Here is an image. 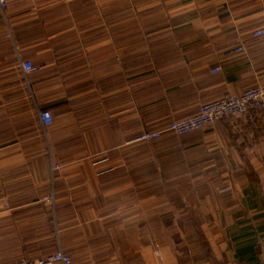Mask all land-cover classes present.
<instances>
[{"label": "crops", "instance_id": "obj_1", "mask_svg": "<svg viewBox=\"0 0 264 264\" xmlns=\"http://www.w3.org/2000/svg\"><path fill=\"white\" fill-rule=\"evenodd\" d=\"M16 11L17 40L73 30L74 46L15 54L16 71L23 60L36 69L4 130L0 109V264L56 249L71 264H264V126L244 141L218 124L124 143L264 83V37L252 35L264 0H25ZM239 43L247 56L210 75ZM53 74L70 77L48 103ZM52 188L53 233L40 205Z\"/></svg>", "mask_w": 264, "mask_h": 264}, {"label": "built area", "instance_id": "obj_2", "mask_svg": "<svg viewBox=\"0 0 264 264\" xmlns=\"http://www.w3.org/2000/svg\"><path fill=\"white\" fill-rule=\"evenodd\" d=\"M8 0H0V9L6 5ZM254 37H264V27H259L252 32ZM246 57L247 51L244 44L239 43L236 47L222 54L220 64L209 70L210 75L222 73V65L229 60L239 57ZM21 70L25 73L35 71L36 67L29 61H22ZM113 67H118V61H102L94 66L92 74L107 72ZM37 118L42 127L51 124V117L47 110H40ZM220 125L223 130L237 136L240 140L246 139V132H255L264 126V83L259 81L237 95L222 96L210 101L202 102L195 113L190 116L171 120L160 129L153 131L140 130L125 141L149 143L163 134H170L174 137H183L193 132H199L207 127ZM186 148H179V154L183 155ZM103 157L97 162H104ZM94 162L93 164H96ZM59 168V164L51 162L49 172L53 174ZM45 203H52V189L47 192ZM1 206L4 208L5 204ZM156 255L159 256L158 252ZM14 264H71L69 255L56 249L45 256L21 257Z\"/></svg>", "mask_w": 264, "mask_h": 264}, {"label": "rangeland", "instance_id": "obj_3", "mask_svg": "<svg viewBox=\"0 0 264 264\" xmlns=\"http://www.w3.org/2000/svg\"><path fill=\"white\" fill-rule=\"evenodd\" d=\"M17 2H25V0H8L6 5L0 9V22H1V41H0V109H1V115H2V127L3 130L7 125L9 126L10 120L9 117V109L13 106V104L18 103L19 105L26 104L24 101L29 98L28 95V88L27 84L29 83V80L33 77L32 75H27L30 73H25L19 71H16V56L15 54L21 52V54L25 55L26 52H33L37 50L42 49H49L51 51L60 52L64 51L65 49H73V42L70 39L64 40V36L67 34L69 36H73L74 31L71 30L67 32L65 35H62L55 39L54 42L49 41L48 43H41V40L43 39L42 36V30L38 31V34L34 35L35 42H29L25 39H16L19 36H15L16 34L12 32V28H10L9 19L10 16L19 13V11L16 12H9L11 9V6L13 3ZM23 38H26V36L23 34ZM22 39V40H21ZM27 61V60H23ZM22 62V61H21ZM20 62V64H21ZM32 73V72H31ZM38 77V76H37ZM50 79L49 81L45 82V84H50L51 87H54L56 84V87L53 89H50L48 91H45L43 93L44 96H40V98H43V101H46L50 103L52 100L51 98H54L56 94H59V92L64 90L63 83L69 80L70 76L64 75H58L53 74L48 76ZM65 78V79H64ZM67 86V85H66ZM41 109H45L49 112L48 108L44 107ZM19 110L22 111V116H29L31 114V110L29 106H22L19 107ZM40 111V110H39ZM38 113V112H37ZM125 144L133 143V141H125ZM138 144L143 145H150L149 143H141V142H135ZM134 144V143H133ZM126 145V146H127ZM50 190V189H49ZM53 193V188H52ZM44 199V198H43ZM41 206H45V209L48 211L47 214H49L48 218L50 222L51 232H54V219L52 218L54 214V202L52 203H45L43 200L40 203ZM51 214V215H50ZM51 233V234H52ZM53 235V234H52ZM55 236V234L53 235ZM54 238V237H53ZM55 241V239H54ZM29 253L30 255L35 254V252H25V254ZM24 254V255H25Z\"/></svg>", "mask_w": 264, "mask_h": 264}]
</instances>
